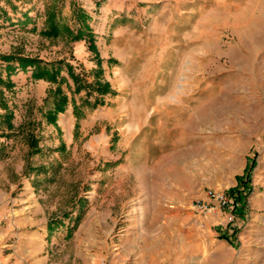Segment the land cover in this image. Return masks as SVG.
<instances>
[{"label":"rangeland","instance_id":"374dc122","mask_svg":"<svg viewBox=\"0 0 264 264\" xmlns=\"http://www.w3.org/2000/svg\"><path fill=\"white\" fill-rule=\"evenodd\" d=\"M78 11L96 53L65 31L82 27ZM49 13L57 38L41 35ZM11 53L78 76L77 87L63 68L68 103L54 124V85L27 70L0 87L14 114L8 131L0 110V165L18 164L40 191L59 264L75 251L79 264H194L182 257L200 245L192 202L219 189L264 203V0H0V55ZM97 80L114 94L100 96ZM202 248L200 264H213Z\"/></svg>","mask_w":264,"mask_h":264},{"label":"crops","instance_id":"0c3cea01","mask_svg":"<svg viewBox=\"0 0 264 264\" xmlns=\"http://www.w3.org/2000/svg\"><path fill=\"white\" fill-rule=\"evenodd\" d=\"M89 31L95 34L91 25ZM245 161L236 177L244 174L248 159ZM3 167L0 165V264H59L54 259L59 250H53L57 240L52 233L49 236V220L41 205L40 191L19 177L18 164L10 171ZM236 184L235 181L231 188ZM247 206L243 205L242 213L236 215L235 226L226 225L220 212L197 217L191 225L195 226L192 238L200 245L189 256L184 249L182 257L195 258L194 264H200L198 260L204 257L202 246L206 243L213 264H225L222 252L233 258L229 264H264V203L251 201ZM76 253L69 256L71 264L81 261ZM82 263L91 264V258H84ZM101 264H119V258L107 259Z\"/></svg>","mask_w":264,"mask_h":264},{"label":"trees","instance_id":"16d2710c","mask_svg":"<svg viewBox=\"0 0 264 264\" xmlns=\"http://www.w3.org/2000/svg\"><path fill=\"white\" fill-rule=\"evenodd\" d=\"M75 18L78 20L79 23H81L82 27L75 31V33L73 34L70 33L67 29H65V31L71 36L70 39L72 41L86 40L88 44V50L96 53V47L92 40V35L89 31V26L87 25L88 19L86 17V14H84L83 12L80 13L78 11V13L75 15ZM46 22L47 27L41 31V35L50 39L57 38L61 34V30L58 26L55 14L49 13L46 18ZM95 56L97 57L96 60L99 64L98 55L95 54ZM0 64V87L4 86L5 89L11 90L12 88H14V84L11 80L12 75H15L18 71L27 72V70H30V77L32 80H42L50 85L55 86L54 88L49 89V94L45 98L46 101H52V106L45 117L46 121L49 124H54L56 122L57 115L65 111V108L68 103L67 97L61 93L60 84L62 80L61 73L63 71V68L67 70L70 77H73L75 84H77V87L79 86V81L77 79L78 76L73 74L71 65L65 64L63 60L47 63L37 57H29L21 54L11 53L0 55ZM100 73L101 70H99L97 74L100 75ZM95 85L97 92L100 96L106 94H114V92L110 90L109 84L107 82L101 83L99 80H97L95 82ZM1 96L2 94H0V110H4L3 115H1V117H3L2 124L5 125V128L8 131H13L14 126L12 124V121L14 119V114L8 111L7 104ZM101 104L102 101L100 99H95L93 106L96 107ZM34 144L35 143L31 141L30 145L35 147ZM34 150L38 152V150ZM238 182L242 183V179L239 178ZM230 193L235 194L234 205L236 209V215L238 216L242 211L244 205L243 202L245 198L241 196L238 190H232ZM50 226L51 225L49 224L48 227L50 228Z\"/></svg>","mask_w":264,"mask_h":264},{"label":"built area","instance_id":"2783aa9c","mask_svg":"<svg viewBox=\"0 0 264 264\" xmlns=\"http://www.w3.org/2000/svg\"><path fill=\"white\" fill-rule=\"evenodd\" d=\"M192 213L201 218L220 212L227 225H236V209L227 192L219 189H207L200 200L192 202Z\"/></svg>","mask_w":264,"mask_h":264}]
</instances>
